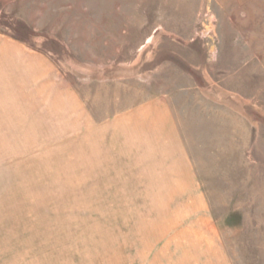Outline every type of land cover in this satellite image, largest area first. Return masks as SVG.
<instances>
[{"label": "rangeland", "instance_id": "rangeland-1", "mask_svg": "<svg viewBox=\"0 0 264 264\" xmlns=\"http://www.w3.org/2000/svg\"><path fill=\"white\" fill-rule=\"evenodd\" d=\"M0 264H264V0H0Z\"/></svg>", "mask_w": 264, "mask_h": 264}, {"label": "crops", "instance_id": "crops-1", "mask_svg": "<svg viewBox=\"0 0 264 264\" xmlns=\"http://www.w3.org/2000/svg\"><path fill=\"white\" fill-rule=\"evenodd\" d=\"M158 118H159V116H157ZM131 118V117H130ZM149 119V120H148ZM147 120L148 121H146V119L143 117V119L141 120L140 118L139 119H136V118H134V119H130L128 122H126V119H124L123 121H121V123L119 124L120 125V128L122 127V128H131V129H133L134 127L135 128H138V127H141V128H143V129H145V128H150L151 126L149 125V123L152 121H160V119L158 120L157 118H155V119H153V116H151V117H148L147 118ZM160 123H156L154 126H152L151 128H153V129H156V127H158V125H159ZM161 124H163V123H161ZM157 125V126H156ZM132 126H134L133 128H132ZM158 129H160V126H159V128ZM167 133V132H166ZM167 135H171L169 132H168V134ZM132 137V136H131ZM134 137H136V136H134ZM139 137V136H138ZM157 139L159 138L158 136L156 137ZM165 138V137H164ZM156 142V141H155ZM153 144V143H152ZM158 144V143H157ZM166 144H170L169 142H167ZM148 145V144H147ZM148 147V146H147ZM154 147V146H153ZM155 147H157V146H155ZM149 148V147H148ZM163 148H165L166 149V147L165 146H163ZM160 149H162V148H160ZM164 149V150H165ZM169 149H172V150H176V148H175V146H172V147H170ZM150 150V149H149ZM188 182H190V184H189V186L188 185H184V184H176V186L178 185V186H180V187H185V186H188V187H191L192 186V183H191V180L190 181H188ZM174 187V186H173ZM174 194H178V193H174ZM181 195H183V193H180ZM169 195H172V194H169ZM169 195L167 196V198L166 199H161V200H159V201H167V202H173L172 201V198H169Z\"/></svg>", "mask_w": 264, "mask_h": 264}]
</instances>
